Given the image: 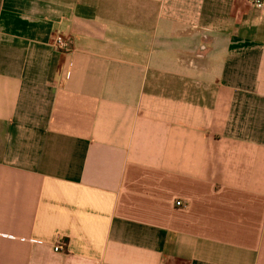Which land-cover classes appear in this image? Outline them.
<instances>
[{
  "label": "crops",
  "instance_id": "1",
  "mask_svg": "<svg viewBox=\"0 0 264 264\" xmlns=\"http://www.w3.org/2000/svg\"><path fill=\"white\" fill-rule=\"evenodd\" d=\"M0 264H264L260 11L0 0Z\"/></svg>",
  "mask_w": 264,
  "mask_h": 264
},
{
  "label": "built area",
  "instance_id": "2",
  "mask_svg": "<svg viewBox=\"0 0 264 264\" xmlns=\"http://www.w3.org/2000/svg\"><path fill=\"white\" fill-rule=\"evenodd\" d=\"M247 3L260 11L261 15L264 16V0H247ZM52 45L56 51L68 52L72 47V41L70 38L60 34H56L52 37ZM176 206H180V203H176ZM59 247H54L53 251L58 252Z\"/></svg>",
  "mask_w": 264,
  "mask_h": 264
}]
</instances>
